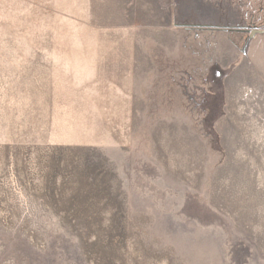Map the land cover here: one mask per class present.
I'll return each instance as SVG.
<instances>
[{"label":"rangeland","instance_id":"obj_1","mask_svg":"<svg viewBox=\"0 0 264 264\" xmlns=\"http://www.w3.org/2000/svg\"><path fill=\"white\" fill-rule=\"evenodd\" d=\"M0 264H264V0H0Z\"/></svg>","mask_w":264,"mask_h":264}]
</instances>
